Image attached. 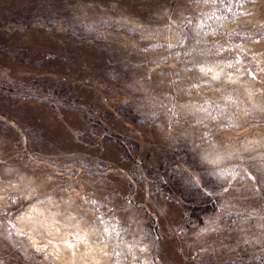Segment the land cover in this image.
Returning <instances> with one entry per match:
<instances>
[{
  "label": "rangeland",
  "instance_id": "1",
  "mask_svg": "<svg viewBox=\"0 0 264 264\" xmlns=\"http://www.w3.org/2000/svg\"><path fill=\"white\" fill-rule=\"evenodd\" d=\"M0 264H264V0H0Z\"/></svg>",
  "mask_w": 264,
  "mask_h": 264
}]
</instances>
